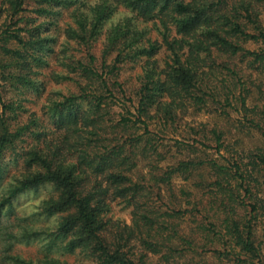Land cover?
<instances>
[{
  "label": "clouds",
  "instance_id": "clouds-1",
  "mask_svg": "<svg viewBox=\"0 0 264 264\" xmlns=\"http://www.w3.org/2000/svg\"><path fill=\"white\" fill-rule=\"evenodd\" d=\"M14 2L0 4V33ZM154 2L151 16L141 0L46 5L60 16L40 18L52 31L35 35L48 39L59 23L53 69L38 62L49 58V45L15 44L21 55L7 73L24 79H0V122L13 131L30 125L33 149L48 131L44 157L56 153V174L68 172L92 194L105 227L95 238L79 224L66 231L76 209L55 210L62 186L42 163H23L24 151L18 159L5 148L0 264H10V249L37 253L33 264H105L98 241L122 248L131 264H264V56L247 55L264 53V0H229L227 12L215 7L219 0ZM148 39L158 42L157 54L146 51ZM74 56L94 63L96 75L74 74Z\"/></svg>",
  "mask_w": 264,
  "mask_h": 264
},
{
  "label": "trees",
  "instance_id": "trees-1",
  "mask_svg": "<svg viewBox=\"0 0 264 264\" xmlns=\"http://www.w3.org/2000/svg\"><path fill=\"white\" fill-rule=\"evenodd\" d=\"M3 2H5V0ZM54 2H57V0H15V2L11 5L7 20L4 24V31L3 33H0V79H3L5 81L24 79L23 75L7 73V68L12 66V60L21 55V53L15 48V44H20L25 49L31 50L39 45H42L43 42L40 39L39 35H35L39 33L37 29L32 32L31 28L27 29L25 27L27 21H25L24 13L30 10L38 17L43 16L45 18H48L52 15H58L59 13H57L55 9L46 7V5H50ZM30 3H33L35 7L32 9H28V5ZM141 3H144L146 5L143 11L147 13L148 16H151L156 6L154 0H141ZM228 6L229 0H219L218 4L215 5V7L221 8L222 12H227ZM176 8L179 11L186 10L182 3L176 4ZM161 11H164V9H161ZM225 20L226 23H234V20L229 21L227 17H225ZM21 25H23V27H21ZM66 31L68 38L73 39L75 33L72 27L69 26ZM243 31L244 29L242 27L238 28L237 35H239ZM21 32H25L28 36V39L25 40L21 38ZM262 36H264V34H262ZM144 39L145 37L141 36L137 40V43H140ZM218 39L221 40L224 47L236 48L237 51L241 50L238 42L230 41L223 37H218ZM52 41L55 42V39H52ZM147 42L149 44V47L148 49H146V51L151 52L153 55L157 54L159 52L158 42H153L151 39H148ZM49 51L50 53H54V49H49ZM247 55L264 56V53H247ZM72 59L74 61L72 65L74 74L75 70H83L85 72H91L93 76L96 75V68L94 63L88 67H85V65L81 63V61L76 56H74ZM38 62L45 64V66L48 65L47 61ZM106 64L107 60L105 59V65ZM61 66L63 67L64 65L61 64ZM77 66L79 67L77 68ZM57 72L58 71L52 72V75L54 78L59 79V77L56 76ZM176 75L179 76L180 74L177 73ZM101 79L103 78L101 77ZM183 79L185 81H188L189 75L185 74L183 76ZM104 87H107L106 83ZM0 91H5V89L0 88ZM141 107H143V104L141 105ZM109 122L112 124L116 123L115 120H110ZM127 123H129V121H124L122 126L126 125ZM29 127L30 125H25L24 127H18L15 131H13L10 127L5 126L2 122H0V158L3 157L4 149L7 148L11 151V154L18 159V150L24 151L26 155L23 157V163L25 164L42 163L48 169L49 177L56 180V182L60 186H62L64 190V196L62 197L60 204L55 206V210L71 213L73 208L76 209L75 214H69L65 218V222L62 227L65 228L66 231H70L77 224H79L82 225V231L89 233L93 238H95L97 232L101 231L105 227V225L103 222L102 211H98L90 207V197L92 194L88 193V195H84V193L81 191L80 183H78L77 179L73 175H69L68 172L60 171L58 175L56 174L58 170L55 169L52 164V160L56 158V153H52L51 158H45L43 155V153L49 146L48 136L50 133L45 130L43 134V140H35L34 143L36 145V148L33 149L32 145L29 143V137L27 135ZM208 148H212V145L209 144ZM112 150L115 151L116 148L112 147ZM261 163H264V160H261ZM235 168L237 171H239L238 165H236ZM221 171H224V169H221ZM121 179H124V177H121ZM254 183L258 185L259 181H254ZM97 188H99V185H97ZM252 194L253 189L250 184L249 187L245 190V196H251ZM245 203L246 201L242 197L241 206H244ZM104 206L107 207V204H105ZM251 211L255 212L256 209L252 208ZM221 223L222 225H227L228 221L224 220ZM250 242L251 238L249 237V243ZM97 248L98 250H103L104 256L107 257L105 264H126V262L127 264H131V262L128 261L127 255L120 247H116L115 251L113 252L109 248L105 247L103 242L98 241ZM9 251L11 253L12 250L10 249ZM34 258V255L30 258H23L17 252L8 254L7 256L10 264H33Z\"/></svg>",
  "mask_w": 264,
  "mask_h": 264
},
{
  "label": "rangeland",
  "instance_id": "rangeland-1",
  "mask_svg": "<svg viewBox=\"0 0 264 264\" xmlns=\"http://www.w3.org/2000/svg\"><path fill=\"white\" fill-rule=\"evenodd\" d=\"M3 1L4 0H0V4H2ZM34 7L35 6L33 5V3H30L28 5V9H32ZM0 14H1V16L4 15L3 8H0ZM59 16H60V14H58V15H52V16H50L48 18H51V17H59ZM24 17H25V21H27L25 27L27 29L31 28L32 32H34V30L37 29V31L39 32V34L42 35L43 32H51L52 31V29L51 28H48L45 24L39 23L40 18H45V17H43V16L42 17H38L36 14H34L33 12H31L30 10L24 13ZM6 20H5V22H6ZM42 30H43V32H42ZM60 31H61V29H60L59 23H57L55 25L56 35H54L52 37H49L48 39H41L43 41L42 42V45L47 44V45H49V49H52V50L54 49V53H50L49 58L46 60L48 62V65L46 66V68H48V69H53V64H54V61H55L56 56H57L56 48L57 47H60V36H59ZM52 39H55V42H53ZM67 52H68V49L61 47L60 55H67ZM60 67H62V66L59 65L58 67H56L53 70V72L54 71H59L60 70ZM209 149L210 150H214L213 148H209ZM11 250H12L11 253H10V251H8V254H12V253H16L17 252L15 249H11ZM17 253H19L23 258H25V257L30 258L33 255L34 256L37 255V253L29 252V251H20V252H17Z\"/></svg>",
  "mask_w": 264,
  "mask_h": 264
}]
</instances>
